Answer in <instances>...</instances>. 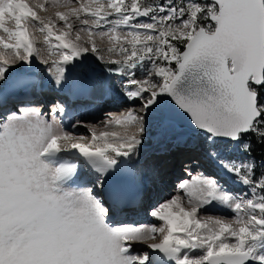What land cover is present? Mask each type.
I'll return each instance as SVG.
<instances>
[{"label":"snow or ice","instance_id":"obj_1","mask_svg":"<svg viewBox=\"0 0 264 264\" xmlns=\"http://www.w3.org/2000/svg\"><path fill=\"white\" fill-rule=\"evenodd\" d=\"M72 5L0 0V92L17 95L0 111V264H264V158L253 156L254 143L264 149V0ZM49 6L54 18L40 15ZM31 28L55 59L42 57ZM89 54L137 105L102 126L135 131L97 132L76 118L70 127L90 136L74 134L57 118L75 115L62 102L35 106L42 82L18 66L36 59L57 88L87 97L97 83ZM153 128L176 146L198 137L216 171L185 168L178 194L148 212L153 223H125L141 214L135 164Z\"/></svg>","mask_w":264,"mask_h":264},{"label":"rangeland","instance_id":"obj_2","mask_svg":"<svg viewBox=\"0 0 264 264\" xmlns=\"http://www.w3.org/2000/svg\"><path fill=\"white\" fill-rule=\"evenodd\" d=\"M29 2L30 3H36V2H38V0H29ZM53 2V0H48V3H49V5L51 4ZM56 2L57 3H63L64 2V0H56ZM72 6H76V0H73V5ZM59 10H61V11H65L66 9H63V8H61V9H59ZM55 11H56V9H54V8H52V7H48V10H47V12H40V15H42V16H53V18H54V13H55ZM30 32L32 33V37H33V39H34V41H35V44H36V47H38V48H41V55H42V57L44 58V59H49V60H51V59H55V57L54 56H50L49 55V53H48V50H47V46H46V44H45V42H44V34L43 33H41L39 30H38V28H31L30 29ZM81 37H82V41H86L87 40V33H81ZM95 38V40H96V43H97V45H98V47L100 48V49H104V50H106L108 47H109V42L107 41V38H104L103 40H101V38H99V37H94ZM102 55H104V57H105V59H107L108 58V56H109V54L106 52V51H104V52H102L101 53ZM112 58H117V59H122V57H119V56H113ZM90 61L88 60V62H89V65H91V66H96V68L98 69L97 71H96V74H95V76H96V78H97V85H99V86H101V87H103V85L104 84H108V85H110L111 86V88H112V90L114 89V86H113V84H111L110 83V81H112V78H113V81H117L118 82V84H119V86H120V83H121V77H119V76H117V75H115V77L114 76H111V75H109V73H107L106 71H105V69L104 68H102L99 64H97L96 63V61H95V56H93V55H91L90 54ZM33 63L35 64V66H33ZM33 63H32V65H31V67L30 68H33V67H35V68H38V69H35V70H40L41 71V69L45 72V65H43V64H41V63H39L36 59H34L33 60ZM19 67V70H22V69H30V68H27V66H18ZM90 67V66H89ZM90 68H92V67H90ZM34 69V68H33ZM32 69V70H33ZM92 70H94V68H92ZM138 76H139V73L137 74ZM103 76L105 77V80H107V81H104L102 78H103ZM111 77V78H110ZM99 81V82H98ZM104 88V87H103ZM103 92H104V90H103ZM103 92H102V97L103 96H106L105 94H103ZM115 91L113 90V93H114ZM120 95H123V92L122 91H120V93H119ZM113 95H114V97H115V99L117 100V101H120V98H123L124 96H121V97H118V96H116L115 94H112V95H109L110 97H111V100H108V101H103L101 104H100V106H99V104H98V107H96V106H93V105H91V106H88V105H86V106H88V107H85V108H89L85 113H83V116H82V118L80 117V119H82L83 120V122L84 123H86V124H89V125H95L96 126V131L97 132H100V131H105V130H107V131H118V132H121V133H123L124 131H128V132H133V131H135V129L134 128H131V127H129V128H127V129H125V128H123V127H120V126H116V125H113V126H111L110 128H104L103 126H102V122L108 117V114H111V115H113V116H117V117H120L121 115H124V114H126L127 112L125 111V110H127V109H130V108H133V109H135L136 107H137V105H136V103H134L132 106H129L128 104H127V101H122V102H117L116 100H115V103H114V101H112V98H113ZM119 95V96H120ZM117 102V103H116ZM93 104V103H92ZM95 104V103H94ZM35 106H37V104L35 105ZM53 106V104H50V105H48V107L46 108V110L44 109V111L43 112H45V113H48V111H49V108H51ZM13 106H11V107H7V109H11ZM95 107V108H94ZM6 109V110H7ZM76 134H82V135H84V136H90V133H89V130H88V128H86V127H83L82 126V128L80 129V131L78 132V133H76ZM152 136V137H151ZM149 137H151L150 139H151V141H152V143H151V146L152 145H156L157 143H159L158 141L160 140V133H159V130L158 129H156V128H153L150 132H149ZM167 141H164V144H163V146L164 147H166V148H163V151L164 152H160L161 154H160V156H162V157H164V156H168V155H170V153H171V151L172 150H175L176 148L177 149H180V148H182L183 146H181L180 147V145L179 146H176L175 144H174V142L171 140V138H168V139H166ZM187 143L189 144V146H196V144L198 143V137H196L195 135H194V137H191L190 139H188L187 138ZM181 145H186V144H181ZM172 146H174V148H171V150L170 149H167V148H169V147H172ZM183 148H185V147H183ZM193 148V147H192ZM157 149H158V147H157ZM194 150H197L196 148H193ZM159 151H161V150H159ZM160 156H159V158H160ZM161 157V158H162ZM186 157V156H185ZM160 158V159H161ZM183 158V157H182ZM181 158V159H182ZM237 159H240V160H245V159H247V156H246V154H240V155H238L237 157H236ZM155 159V158H154ZM181 159H179L178 161H177V169H173V168H171V173L169 172L168 173V175H162V177L161 178H158V179H153L152 178V180H153V183L151 182V188L148 190V192H147V196H146V198H148L147 200H146V202H145V205L143 206V208L145 209L144 211H145V214L144 215H141V217L143 218L142 220H140V221H136L135 223L134 222H132V220H131V222H130V220L129 219H126V218H122L124 221L123 222H125V223H134V224H136V225H141V224H151V223H153L154 221H153V219L148 215V212L153 208V207H155L157 204H159V203H161V202H164L165 200H168V199H170L171 197H173L174 195H177L178 194V190H177V186H178V184L182 181V178H184V179H189L190 177L187 175V173H182V168L180 167V164H179V162H180V160ZM158 160V159H157ZM165 161H167V162H169V159H167V160H165ZM164 161V162H165ZM150 163H145V164H142V166L140 167L141 169H140V174H144V165H149ZM142 170V171H141ZM175 170V171H174ZM182 170V171H181ZM149 171H151V168H149L148 169V173H149ZM154 171H155V168H154ZM142 172V173H141ZM176 173V178H173V179H170V180H165V177H169L170 175H172L173 173ZM175 173H174V175H175ZM155 174H156V172H155ZM179 175V176H178ZM178 176V177H177ZM145 177H147V176H145ZM158 177H160V176H158ZM183 179V180H184ZM235 190L236 191H241L242 189L239 187V186H236L235 187ZM179 194L180 195H183V192H179ZM153 195H155V196H153ZM153 196V197H152ZM142 208V209H143ZM225 210H213L212 211V213L211 214H213V215H227V216H229V217H231V213H229V212H224ZM146 217V218H145ZM126 220V221H125ZM128 221V222H127Z\"/></svg>","mask_w":264,"mask_h":264},{"label":"bare ground","instance_id":"obj_3","mask_svg":"<svg viewBox=\"0 0 264 264\" xmlns=\"http://www.w3.org/2000/svg\"><path fill=\"white\" fill-rule=\"evenodd\" d=\"M90 54L88 55V60L90 61ZM117 59V58H116ZM88 60H87V65H88V67L90 66V67H92V68H94V73L96 74V71L98 70L97 68H96V66H91V65H89V62H88ZM33 66H35V64L33 63ZM36 67V66H35ZM35 67H33V68H30V69H22V70H20L21 72H24L25 70H27V72H28V74L29 75H31V76H33L34 78H36V79H38V80H40L41 82H42V87H45V86H48V90H47V92H49L50 91V89L52 88V87H55V84H54V82H52V81H50L49 80V78H48V73H46V72H44L42 69H41V71L40 70H35V69H38V68H35ZM89 67V68H90ZM91 68V69H92ZM33 69V70H32ZM111 76H114L115 77V75H111ZM111 78V77H110ZM96 80H97V78H96ZM99 82V81H98ZM110 83L111 84H113V86H114V93L113 94H115L116 96H118V97H121V96H124V95H120L119 93H120V91H121V89H120V86H119V84H118V82L117 81H113V78H112V81H110ZM98 83H96V85L92 88V90H91V94L92 95H94V97L95 98H97V99H101V101H102V99L105 97V96H103L102 97V92H103V90H104V88L103 87H101V86H99V85H97ZM60 89H62V88H60ZM50 94H53V91L52 92H50L49 94H47L46 95V99H49V96H50ZM103 94H105V92H103ZM120 95V96H119ZM112 100L114 101V103H115V97H114V95H113V98H112ZM35 101V100H34ZM58 101L59 102H62V100H60V99H58ZM117 101V100H116ZM122 101H127V104L129 105V106H132L135 102H132V101H129V100H127L126 98H125V96L123 97V98H120V101H117V102H122ZM116 102V103H117ZM86 107H88V106H86ZM89 108H85V107H83L82 108V111L81 112H79V113H77V115L75 116V117H73L72 118V120L70 121V124H69V126L71 125V123H73L74 121H75V119L76 118H79L80 119V117H81V115L83 114V113H85L87 110H88ZM129 109H127V110H125L126 112L128 111ZM121 116H123V115H121ZM81 120V119H80ZM180 130L181 131H187L188 130V128H186V127H184V126H182V127H180ZM103 131V130H102ZM130 133V132H129ZM152 137V136H151ZM151 137H149L147 140H146V143H145V147H144V149L142 150V152H141V154H140V156H139V158H138V162L135 164V167L137 168V169H139V176H138V178H137V181H136V186H138V185H140V186H143L144 184H148V187H150L151 188V182L153 183V180L151 179V180H149L148 181V176L147 177H142L141 176V174H140V167L142 166V164H147V163H151L152 161H154V158L157 160L158 159V161H159V164H158V167H156L155 168V171L154 172H156V175H168V173L170 172L171 173V168L175 165V164H177V161L179 160V159H181L182 157H185V156H188V155H190V154H196L197 153V151L196 150H194L193 148H196V149H198L196 146H189V144L187 143L186 145H180V147L181 146H183V147H185V148H180V149H175V150H172L171 151V153H170V155H168V156H164V157H162V156H160V151H158V152H156V154H153V156L152 157H149L147 160H142L141 159V156L144 154V153H146V151H149L150 149H151V143H152V141H151ZM191 137H194V135H190L189 137H187V138H191ZM163 148H166V147H164L163 146ZM171 148H174V146H172V147H169V148H167V149H170L171 150ZM164 152V151H163ZM162 155V154H161ZM159 156H160V158H159ZM167 159H169V162H167V161H165V160H167ZM165 161V162H164ZM179 164H180V162H179ZM153 169V168H152ZM177 169V168H176ZM154 170V169H153ZM142 171V170H141ZM175 171V170H174ZM149 172H151V171H149ZM142 173V172H141ZM175 173V172H174ZM174 173L172 174V175H170L169 177H165V180H170V179H173V178H176V173H175V175H174ZM149 174V173H148ZM179 176V175H178ZM177 176V177H178ZM139 177L141 178V180H142V182H141V184H139ZM184 178H182V180H183ZM155 180V179H154ZM146 191V190H145ZM153 196H155V195H153ZM152 196V197H153ZM148 198H146V197H144V199H143V201L141 202V214L140 215H135V214H133L131 217H120V219H122V218H126V219H129L130 220V222H131V220H132V222H135V221H137V220H141L142 219V217H141V215H144L145 214V209L143 208V206L145 205V202H146V200H147ZM143 208V209H142ZM224 212H226V210L224 211ZM144 213V214H143Z\"/></svg>","mask_w":264,"mask_h":264},{"label":"trees","instance_id":"obj_4","mask_svg":"<svg viewBox=\"0 0 264 264\" xmlns=\"http://www.w3.org/2000/svg\"><path fill=\"white\" fill-rule=\"evenodd\" d=\"M253 156L256 158L257 161H260L262 158H264V149H262L260 146L255 145V143Z\"/></svg>","mask_w":264,"mask_h":264},{"label":"water","instance_id":"obj_5","mask_svg":"<svg viewBox=\"0 0 264 264\" xmlns=\"http://www.w3.org/2000/svg\"><path fill=\"white\" fill-rule=\"evenodd\" d=\"M95 61H96L97 64H99L100 66H103L105 68L104 64L101 63L99 60L95 59ZM169 103L171 104V102H169ZM173 107H174V105H173ZM178 125L179 126H182V125L184 126L185 125L187 128H189L187 117H181L178 120Z\"/></svg>","mask_w":264,"mask_h":264}]
</instances>
